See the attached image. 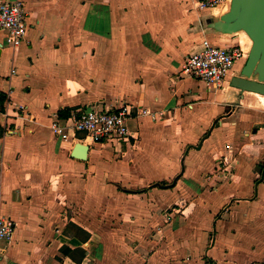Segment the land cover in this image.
<instances>
[{
    "label": "crops",
    "instance_id": "obj_1",
    "mask_svg": "<svg viewBox=\"0 0 264 264\" xmlns=\"http://www.w3.org/2000/svg\"><path fill=\"white\" fill-rule=\"evenodd\" d=\"M21 1L30 16L26 40L3 46L0 55V216L14 224L0 264H206L197 257L204 239H231L239 215L248 222L260 210L264 215V113L245 102V93L238 102L229 90L246 59L220 87L206 85L205 94L199 80L180 73L205 40L241 45L248 55L251 45L240 44V32L207 28L209 18L226 12H198L189 0ZM126 105L158 118L129 120L127 144L90 145L86 161L72 157L80 135L68 131L62 139L51 128L69 127L80 109ZM171 127L182 129V141L170 156L163 145L177 138L153 140L149 131ZM196 132L199 140L189 142ZM147 154L156 174L124 177L145 171ZM164 168L167 175H158ZM218 170L228 182L212 188ZM186 175L194 184L182 182ZM254 175L260 177L253 182ZM206 202L229 207L221 217L209 212L201 220L196 212ZM211 219L219 231L205 230ZM178 221L184 226L176 228ZM217 245L205 254L231 264L234 252ZM260 256L252 262L264 264V249Z\"/></svg>",
    "mask_w": 264,
    "mask_h": 264
},
{
    "label": "built area",
    "instance_id": "obj_2",
    "mask_svg": "<svg viewBox=\"0 0 264 264\" xmlns=\"http://www.w3.org/2000/svg\"><path fill=\"white\" fill-rule=\"evenodd\" d=\"M195 11L224 6L225 0H189ZM230 3V2H229ZM228 5H225V7ZM29 13L21 0H5L0 2V37L12 48L19 47L26 40L29 23ZM0 38V47L6 46ZM246 53L241 45L230 47L214 46L209 41H202L192 52L181 67L180 73L202 81L207 86L220 87L230 74L234 65L246 59ZM12 73H15L12 70ZM25 111L24 106L17 108ZM69 127L52 124L53 132L62 139L68 137V131L80 135L78 143L88 146L99 144L120 148L132 138L129 130V120L139 116L158 118L156 113L142 107L122 106L117 109H101L90 107L77 111ZM162 115V114H159ZM5 116L8 114L6 112ZM14 224L7 218L0 216V258L11 243Z\"/></svg>",
    "mask_w": 264,
    "mask_h": 264
},
{
    "label": "rangeland",
    "instance_id": "obj_3",
    "mask_svg": "<svg viewBox=\"0 0 264 264\" xmlns=\"http://www.w3.org/2000/svg\"><path fill=\"white\" fill-rule=\"evenodd\" d=\"M228 4L229 3L225 2L224 6H222V7L224 8L225 5H228ZM0 38L2 39V37H0ZM2 40L5 43V40L4 39H2ZM5 45L8 48L10 46V45H8L6 43H5ZM239 71H240V69L239 70H235L234 71V73H235L234 76H237ZM253 78L254 79H257V76H255ZM194 82L196 83L197 81H194ZM198 82L199 83H197L196 86L198 87L199 93L200 94L208 93L207 92V86L205 85V83L202 82V81H198ZM197 87H195V85H194V88L195 89H197ZM229 90H230L231 93H235L238 96L240 94V91L238 89H236V88L231 87L230 84H229ZM243 97H244V93H243ZM245 102L246 103H252V104H254L255 105V108L257 110H262V112L264 113V106L261 105L254 98H251V97H247L246 96ZM244 108H246V107H244ZM194 113L197 114L195 111H194ZM155 124H157V123H155ZM150 127L152 128L153 126L150 125ZM184 130H185V128H184ZM206 131L207 130L205 129L204 132H206ZM158 134H165V135L168 134V136H173V138H177V142H174V143H172V144H170L168 146L163 145L164 146V149H165L164 152L166 154H168V155L171 156V155H174L177 152H179V149L178 148L181 145V141H182V140L179 141V138H180V136L182 134V129L181 128H179V127H171V128H163V129H161L159 131H156V130L149 131V136H151L150 138L153 139V140L155 139L154 137L156 135H158ZM186 138H187V140L189 142H196V141L199 140V137L197 136V132L195 134L190 133ZM196 144H198V143H196ZM183 147L184 146H182V150H183ZM105 150L108 151V152H110V153H112L111 154L112 157L113 156L115 158L117 156L121 157V154H118V153H115V152L113 153V150L112 149H105ZM124 150H126V148ZM124 150H122V152H124ZM129 150L132 151V149H129ZM149 151H150V149H149ZM150 153H152V152L150 151ZM119 157H117V159ZM148 157L149 156L147 154V160L145 162V164H146V170L145 171H141L140 170L139 171L140 174H138L137 172H134V173L131 174V171H127L128 174H124V177H129V175H130V176H133V177H136V178H140V176H142V178H147V176H150V175L153 176L154 173L156 174L155 167H152L151 168L148 165V162H153L154 159L148 161ZM117 159H115V160H117ZM184 164H186V161H185ZM187 167L189 168V163L187 164ZM144 169H145V167H144ZM164 171H166L165 168L163 170H159L158 171V175H163V176L167 175V173H163ZM145 174L147 176H145ZM215 176L216 177H214L213 182L211 183L212 188H214V187L216 188L219 185L226 184L228 182V178H226L225 174L223 172L219 171V170H218V172H215ZM259 177H260V175H254V176L251 177V180H253V182H254ZM173 179L174 178H169V180L166 181L165 184H171L172 181H173ZM191 180H192L191 177H189V176L186 175L184 177V179H182V182L184 184H186L188 182L194 184ZM195 181H196V183H202V182H204L203 179H200V180L197 179ZM154 183H158V181H154L150 185H153ZM224 192L225 191H220L217 194H218V196L219 195L221 196V195H223ZM103 196H104V193L101 190H99V199L101 200L103 198ZM215 196L216 195L212 196V199L214 201H216V199H217V197H215ZM185 202H187V201H184L183 204H185ZM213 203L210 204V203L206 202V206H203V207L199 208L198 211L196 212V215H199V218L201 220H203L207 216L209 217L210 216V213L209 212H211L212 214L216 213V217H221L225 213V211L227 210V208L229 207V205H228V206H223L222 208L219 209V208H217L218 206H214ZM263 206H264V204H263ZM171 209H173V208L172 207H168V212L171 211ZM218 209H219V211H218ZM163 211H165V209ZM163 211H162V213H163ZM260 212H261V210L258 211V212H256L255 214H252L254 216H251L250 217V219H249L250 221L249 222L248 221H243L244 220L243 219V215H239V219H241V220H239L238 224L235 225L234 230H235L236 233H235L234 236H232L233 238H231V239L230 238L229 239H226L225 237H222V238L221 237L220 238L218 237V239H220V242H219L218 239L215 242V239L214 238L204 239L203 240V245L201 244V247H202L201 254L198 255L197 257H199L200 260H201V258H203L202 260H203V262H206V264H217L218 261L220 260V259L216 258L217 255L213 256L211 254V256L208 257L209 255H206L205 254V251H206V249H209L212 246H215V245L218 246L217 244L219 243L222 246H227L228 248H230V250L232 251V253L234 252L233 253V256H232L234 262L232 261L231 264H239V263H242L243 261H245V263H247V264H254L255 262H252V261H257V259H260V258H258V256H260L262 254V251L264 249V215L260 214ZM228 217L229 216L226 215L225 218H228ZM209 219H210V217H209ZM210 221H211L210 224L209 225L206 224V226L204 227L205 230H206V227H207V229L208 230H211V232H214L215 230L219 231V227H220L219 223H217V224L213 223V220L212 219ZM184 224H185L184 221H178V222H176L175 226H176V228H179L180 226L181 227L184 226ZM201 227H203V226H201ZM104 236H105L104 237L105 238L104 239V242L105 241L106 242H110V239H109L110 235H109V233L107 231H104ZM197 246H198V244H197ZM251 246H255V249L253 250L251 248ZM228 250L229 249H226V251H228ZM188 261H190V260H188ZM226 261H230V260L229 259H226ZM191 262H193V261H190V263ZM250 262H252V263H250ZM245 263L243 262V264H245Z\"/></svg>",
    "mask_w": 264,
    "mask_h": 264
},
{
    "label": "water",
    "instance_id": "obj_4",
    "mask_svg": "<svg viewBox=\"0 0 264 264\" xmlns=\"http://www.w3.org/2000/svg\"><path fill=\"white\" fill-rule=\"evenodd\" d=\"M207 28L220 34L242 31L247 34L252 42L250 50L238 75L232 76L229 84L240 91L238 102L245 91L264 95V0H230L228 11L219 18H209ZM1 51L0 47V55ZM88 149V145L78 143L72 157L86 161Z\"/></svg>",
    "mask_w": 264,
    "mask_h": 264
},
{
    "label": "bare ground",
    "instance_id": "obj_5",
    "mask_svg": "<svg viewBox=\"0 0 264 264\" xmlns=\"http://www.w3.org/2000/svg\"><path fill=\"white\" fill-rule=\"evenodd\" d=\"M228 9H229V6H226L225 8L218 7L216 9V14L215 15H217V14L220 15L221 12H227ZM239 39H240V44L247 45V46H250L251 45V40L247 36V34L245 32L242 31V32L239 33ZM244 93L246 94L247 97L254 98L261 105L264 106V95L259 94V93H256V92H251V91H245Z\"/></svg>",
    "mask_w": 264,
    "mask_h": 264
},
{
    "label": "trees",
    "instance_id": "obj_6",
    "mask_svg": "<svg viewBox=\"0 0 264 264\" xmlns=\"http://www.w3.org/2000/svg\"><path fill=\"white\" fill-rule=\"evenodd\" d=\"M0 109L3 110V108H0ZM67 114L68 113H66V112L65 113H61V112L59 113L60 116H67ZM157 186H158V184H157ZM63 252L66 253V254L72 253L71 250H67V249H63Z\"/></svg>",
    "mask_w": 264,
    "mask_h": 264
}]
</instances>
